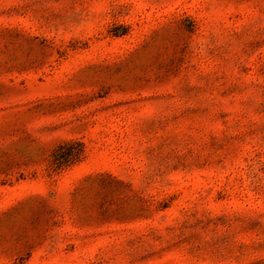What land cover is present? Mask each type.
<instances>
[{"label": "rangeland", "instance_id": "1", "mask_svg": "<svg viewBox=\"0 0 264 264\" xmlns=\"http://www.w3.org/2000/svg\"><path fill=\"white\" fill-rule=\"evenodd\" d=\"M0 264H264V0H0Z\"/></svg>", "mask_w": 264, "mask_h": 264}]
</instances>
